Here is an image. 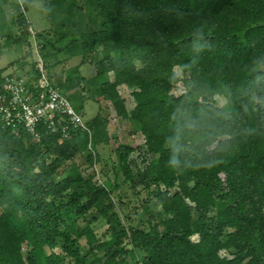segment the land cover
I'll return each instance as SVG.
<instances>
[{"label":"trees","instance_id":"trees-1","mask_svg":"<svg viewBox=\"0 0 264 264\" xmlns=\"http://www.w3.org/2000/svg\"><path fill=\"white\" fill-rule=\"evenodd\" d=\"M72 2L43 0L62 25ZM86 2L88 20L70 23L67 46L94 65L99 109L84 120L90 133L67 136L41 123L35 139L0 121V264H264V0ZM29 75L35 91V63ZM103 102L142 136L144 168L131 158L142 146L118 144L116 163L103 156L112 140ZM166 141L181 148L179 169ZM110 172L148 191L145 220L126 211Z\"/></svg>","mask_w":264,"mask_h":264},{"label":"rangeland","instance_id":"rangeland-1","mask_svg":"<svg viewBox=\"0 0 264 264\" xmlns=\"http://www.w3.org/2000/svg\"><path fill=\"white\" fill-rule=\"evenodd\" d=\"M25 2L26 0H0V69H4V74L12 73L15 77L27 80L32 65L35 63V67L38 69L42 62L52 85L71 101L76 110L82 104L84 120L93 118L100 105L98 102L100 94L97 91L99 80L95 76L96 69L89 60L81 64V55L74 56L72 47L67 46L69 38L72 37L71 32H74L70 23L78 19L85 25L88 20V3L86 0H70L74 3L71 5L70 20L66 23L68 25H62L65 24V21H61L60 15L56 14L53 17L48 10L50 8L45 6L43 0H33L28 3L26 8ZM20 10L29 23L28 30L20 29L17 25V13ZM37 33L42 37L38 38ZM66 79L67 81H65ZM73 85L78 90L76 95L70 88ZM181 90L182 88L179 86L177 92H181ZM119 92L125 100L126 107L129 110L132 109L135 103L131 96V89L122 85L119 87ZM217 99L221 105L224 103L222 97H217ZM101 105L103 112L111 120L109 131L112 136L109 147L103 149L102 154L104 157L109 154L111 162L116 163L115 148L118 144L130 143L134 146H142L143 138L133 132L128 122L121 121L116 117L110 103L103 102ZM144 149L142 146L131 154V158L137 163L139 169L144 168L147 164V162L144 163L145 158H148ZM100 168V165L96 166L98 170L96 172H99ZM109 174L111 181L116 180L118 184L114 194L122 196L126 211L130 212L135 219L139 217L144 219L140 206L146 200L148 191L141 186L132 190L129 184L124 181L121 173L116 179L111 172ZM98 178L100 182L104 181L103 177ZM97 228L104 229V224L99 222Z\"/></svg>","mask_w":264,"mask_h":264},{"label":"built area","instance_id":"built-area-1","mask_svg":"<svg viewBox=\"0 0 264 264\" xmlns=\"http://www.w3.org/2000/svg\"><path fill=\"white\" fill-rule=\"evenodd\" d=\"M38 71L35 91L31 90L33 87L29 90L23 78L4 76L0 82V121L8 126L23 125L35 139L39 138L41 123L48 124L53 131L60 129L65 136L70 129L90 133L82 114L52 85L42 62Z\"/></svg>","mask_w":264,"mask_h":264},{"label":"clouds","instance_id":"clouds-1","mask_svg":"<svg viewBox=\"0 0 264 264\" xmlns=\"http://www.w3.org/2000/svg\"><path fill=\"white\" fill-rule=\"evenodd\" d=\"M192 45L197 48L199 52H203L209 46V40L206 35L205 29L202 25L195 26L192 32ZM171 149L168 165L173 169H179V161L176 158V153L181 151V148L175 144V142H165ZM215 163V162H214ZM213 164V163H211ZM210 164V165H211Z\"/></svg>","mask_w":264,"mask_h":264}]
</instances>
